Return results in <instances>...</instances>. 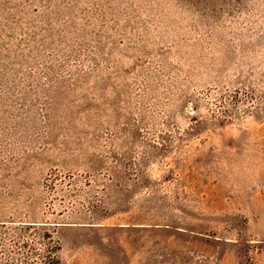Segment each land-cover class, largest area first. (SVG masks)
<instances>
[{
  "label": "rangeland",
  "instance_id": "374dc122",
  "mask_svg": "<svg viewBox=\"0 0 264 264\" xmlns=\"http://www.w3.org/2000/svg\"><path fill=\"white\" fill-rule=\"evenodd\" d=\"M58 246L264 264V0H0V264Z\"/></svg>",
  "mask_w": 264,
  "mask_h": 264
},
{
  "label": "trees",
  "instance_id": "16d2710c",
  "mask_svg": "<svg viewBox=\"0 0 264 264\" xmlns=\"http://www.w3.org/2000/svg\"><path fill=\"white\" fill-rule=\"evenodd\" d=\"M48 237H49V239H53V236H52V235H49ZM60 250H61V246H58L57 249H56V251H55V253H54L55 256H54V258H53V260H52V263H53V264H61L60 258H59V256L57 255V253H58Z\"/></svg>",
  "mask_w": 264,
  "mask_h": 264
}]
</instances>
